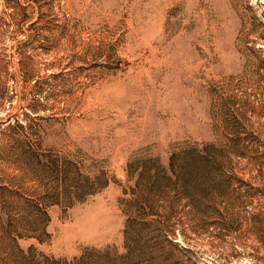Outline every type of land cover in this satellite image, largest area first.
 <instances>
[{
  "label": "rangeland",
  "instance_id": "rangeland-1",
  "mask_svg": "<svg viewBox=\"0 0 264 264\" xmlns=\"http://www.w3.org/2000/svg\"><path fill=\"white\" fill-rule=\"evenodd\" d=\"M191 147L216 188L170 173ZM261 151L264 0H0V264H264Z\"/></svg>",
  "mask_w": 264,
  "mask_h": 264
},
{
  "label": "trees",
  "instance_id": "trees-1",
  "mask_svg": "<svg viewBox=\"0 0 264 264\" xmlns=\"http://www.w3.org/2000/svg\"><path fill=\"white\" fill-rule=\"evenodd\" d=\"M210 147V146H205ZM204 148V149H205ZM211 148V147H210ZM204 149L198 150L195 147H191L187 149L186 151L181 152L180 160L184 159L183 162L179 160L177 162V165H175L174 157H171V163H170V173L176 177L177 182H179V186L184 190L187 189H214L216 188L217 181H216V166L217 162L215 159V156L211 159L208 158V155L202 154L201 151ZM257 152V151H256ZM257 158H264V151H261L260 153H257ZM176 156V155H175ZM143 175V174H141ZM139 175L137 181L135 182V186L132 188V193L135 194V200H130L127 202L126 212L132 213L133 217L127 218L125 223V241L129 242L127 243V253H141L144 249L145 245V239L147 238L146 232H148V227L150 226V223L148 221H145L143 219L142 210L144 207L141 205L140 201L143 200V197L140 196L148 189L151 191L160 192L159 190L163 188H168V182L170 177L165 175H159L157 174H150L148 175V180L145 183L151 182L150 186H147L144 183H141L142 176ZM242 184L248 188L251 189L252 186L245 182L241 181ZM142 184H144L142 186ZM143 187V188H142ZM174 187H175V180H174ZM139 198V200H138ZM194 200L190 199V205H194ZM255 215V214H253ZM137 241L139 246L132 245L133 242ZM128 254V255H129ZM138 255V254H136ZM84 255L80 256L78 259L75 260L72 264H84ZM128 257V256H126ZM55 264H59L58 262H54Z\"/></svg>",
  "mask_w": 264,
  "mask_h": 264
}]
</instances>
